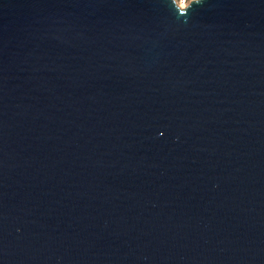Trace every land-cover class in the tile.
Returning <instances> with one entry per match:
<instances>
[{
    "label": "water",
    "instance_id": "95a60500",
    "mask_svg": "<svg viewBox=\"0 0 264 264\" xmlns=\"http://www.w3.org/2000/svg\"><path fill=\"white\" fill-rule=\"evenodd\" d=\"M0 264H264V0H0Z\"/></svg>",
    "mask_w": 264,
    "mask_h": 264
},
{
    "label": "built area",
    "instance_id": "2783aa9c",
    "mask_svg": "<svg viewBox=\"0 0 264 264\" xmlns=\"http://www.w3.org/2000/svg\"><path fill=\"white\" fill-rule=\"evenodd\" d=\"M174 1L179 7L180 5H182V7L180 8H183V7H186L191 0H174Z\"/></svg>",
    "mask_w": 264,
    "mask_h": 264
},
{
    "label": "clouds",
    "instance_id": "9594fccd",
    "mask_svg": "<svg viewBox=\"0 0 264 264\" xmlns=\"http://www.w3.org/2000/svg\"><path fill=\"white\" fill-rule=\"evenodd\" d=\"M196 3H200V0H195Z\"/></svg>",
    "mask_w": 264,
    "mask_h": 264
},
{
    "label": "bare ground",
    "instance_id": "6f19581e",
    "mask_svg": "<svg viewBox=\"0 0 264 264\" xmlns=\"http://www.w3.org/2000/svg\"><path fill=\"white\" fill-rule=\"evenodd\" d=\"M180 7H182V5H180Z\"/></svg>",
    "mask_w": 264,
    "mask_h": 264
}]
</instances>
